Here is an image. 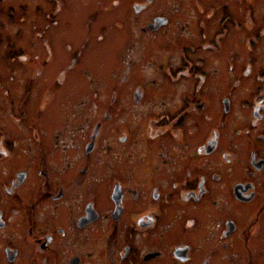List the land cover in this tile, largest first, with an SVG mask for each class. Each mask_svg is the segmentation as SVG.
<instances>
[{"label": "flooded vegetation", "instance_id": "flooded-vegetation-1", "mask_svg": "<svg viewBox=\"0 0 264 264\" xmlns=\"http://www.w3.org/2000/svg\"><path fill=\"white\" fill-rule=\"evenodd\" d=\"M153 27L151 24L141 30ZM171 54L176 57L174 64ZM146 56L142 50L121 55V64L127 66L123 74L127 75L128 87L113 90V98H100L85 110L81 107L87 100L81 98L64 118V130H53L52 144L63 150L65 159L61 162L49 159V152L46 160H22L23 144L29 146L32 142L21 135L20 107L15 104L13 108L12 99L0 85V264H187L190 259L178 249L188 245L192 246L190 256L197 254L196 264H264V113L253 136L247 133L250 116L240 113L233 127L228 124V128L217 129L211 145L205 144L206 137L192 142L188 136L203 131L196 118L199 101H208L210 96L219 101L229 96L233 72L221 69L220 60L212 55L195 54L189 60L181 49L170 56L163 53L160 60L150 57L149 61L157 65L158 73H164L171 63L181 81L171 97L162 98L157 93L151 97L145 90L149 81L145 80L148 71L144 65L137 67L143 68L141 71L132 69ZM195 78H199V85ZM246 90V86L234 88V98L241 100ZM116 97L129 112L118 117L126 124L122 126L126 130H121L125 135L120 137L114 119L108 113L104 115L102 107V100L105 104L112 99L114 104ZM167 101L175 106L169 112L160 107ZM150 104L158 108L151 110ZM150 127L161 128L154 136L161 137L164 144L168 141L155 152L150 146ZM248 140L253 145L248 146ZM70 150L74 151V160L69 159ZM131 152L146 155L147 159L139 161L137 176L129 172L122 175L125 181L121 185L120 207H116L114 198L111 206L105 207L95 205L93 196L92 200L82 192H67L77 184L79 175L97 166L109 170L115 164L123 166L121 157ZM231 155L233 159H229ZM176 165L194 169L197 179L203 182L190 189L201 187L202 195L212 199L201 203L202 216L190 217L197 229L191 241L178 236L174 241L147 244L150 237H155L149 231L159 226V220L163 231L160 237L173 222L176 228L181 225L179 211L169 216V223L162 221L167 216L166 209L150 214V206L160 199L152 196L151 184H158L160 189L164 182L158 177L151 180L152 174L159 168ZM223 168L232 182L229 197H224L222 183L207 185L208 179L217 178ZM71 169L72 176H61ZM86 184L93 189L98 186L97 182ZM101 191L102 185L98 193ZM201 251L204 253L200 256Z\"/></svg>", "mask_w": 264, "mask_h": 264}, {"label": "rangeland", "instance_id": "rangeland-1", "mask_svg": "<svg viewBox=\"0 0 264 264\" xmlns=\"http://www.w3.org/2000/svg\"><path fill=\"white\" fill-rule=\"evenodd\" d=\"M151 24L153 28L142 32L143 26ZM195 48L199 50L194 52ZM179 49L189 60L195 54L218 57L221 69L233 72L229 78L232 88L229 96L219 101L211 96L208 101H199L196 118L200 122L198 128L203 131L189 135V139L198 142L206 137L205 144L211 145L218 135L217 129L228 128V124L233 127L234 118L240 113L250 116L247 133L253 136L264 113V0H0V85L12 99L13 108L15 104L20 107L21 135L32 142L29 146L23 144L22 160L31 157L34 161L46 160L48 152L49 159L59 162L65 159L63 150L52 144L50 135L56 128L64 130V118L73 112V106L81 98L87 100L81 107L85 110L100 98H113V90L128 87L127 75L123 74L127 66L120 61L123 54L142 50L149 56L132 69L148 71L145 77L149 81L145 83L148 95L171 97L181 81L180 73L171 69L176 57L171 54L172 64L168 63L164 73H158L157 65L149 58L160 60L163 53L170 56ZM176 54L181 59V53ZM196 80L199 82V78L194 80L199 85ZM244 86L247 90L241 100L235 99L232 90ZM120 99L116 97L114 104L112 99L105 104L102 100L104 115L108 113L114 119L118 137L125 135L121 130H126L122 127L126 124L118 117L129 113ZM160 107L165 112L175 108L169 101L160 103ZM150 108L156 110L158 105L150 104ZM149 129L152 152L168 145V141L164 144L161 137L154 136L161 128ZM247 145H253V141L248 140ZM73 153L70 150V160H74ZM143 159L147 156L131 152L121 157L123 166L115 164L112 170L94 163L97 169L88 172H96L79 175L77 184L71 185L67 192H82L92 200L93 196L95 205L105 207L111 206L114 198L116 207H120L121 185L125 181L122 175L129 172L137 176L139 161ZM155 172L151 180L158 177L164 182L160 189L158 184H151L152 196L160 199L152 203L150 214L166 209L167 216L162 217L165 223L171 222L169 216L176 211L182 217L181 225L176 228L173 222L162 237L159 220V226L150 229L149 233L155 237H150L147 244L174 241L178 236L191 241L197 229L190 217L202 216L201 203L212 197L202 195L201 187L190 189L203 182L197 179L194 169L176 165ZM73 174L71 169L61 176ZM95 182L96 189L86 184ZM217 182L224 186V197H229L232 182L225 168L217 178H209L207 185L214 187ZM101 185L102 191L98 193ZM178 250L190 259L187 264H196L197 254L193 252L190 256L191 245Z\"/></svg>", "mask_w": 264, "mask_h": 264}]
</instances>
